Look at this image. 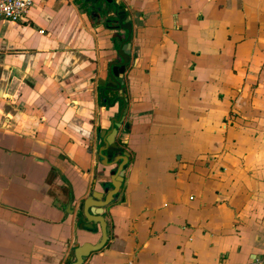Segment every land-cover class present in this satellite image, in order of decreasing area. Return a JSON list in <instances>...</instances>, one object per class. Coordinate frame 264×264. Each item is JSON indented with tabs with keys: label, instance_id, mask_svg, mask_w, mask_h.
Returning a JSON list of instances; mask_svg holds the SVG:
<instances>
[{
	"label": "crops",
	"instance_id": "1",
	"mask_svg": "<svg viewBox=\"0 0 264 264\" xmlns=\"http://www.w3.org/2000/svg\"><path fill=\"white\" fill-rule=\"evenodd\" d=\"M119 121L124 180L83 264H264V0H36L0 19V264L100 241L82 207L112 189L122 153H99Z\"/></svg>",
	"mask_w": 264,
	"mask_h": 264
},
{
	"label": "water",
	"instance_id": "2",
	"mask_svg": "<svg viewBox=\"0 0 264 264\" xmlns=\"http://www.w3.org/2000/svg\"><path fill=\"white\" fill-rule=\"evenodd\" d=\"M125 13V11H118L117 14L118 16H123V14ZM136 18V22L139 23L138 18L139 15L136 14L135 15ZM131 20V18L127 19V22H129ZM118 38H121V35H118ZM131 45L130 43H128L127 41H125L124 45H123V52L120 54L121 58L123 60V64L119 67V71L115 68L113 71V75H118L121 74L123 75L127 64H128V60H129V49H130ZM119 79L118 84L114 87L117 88H121L122 91V95L123 97L125 96V89H123V78H117ZM113 78L110 79L109 83V87L112 88V82H113ZM108 87V88H109ZM124 99V98H123ZM121 123L119 122H114V125L112 127V131L110 132H106V133H102V137H105L107 134V137H105V147L100 149V153H99V157H103V152L106 151L107 152V156H108V160H109V164L113 163V158H114V154L116 153H122V156L115 161V163H117L118 161H121L118 169H116L115 173L112 175L111 177V184H112V189L107 193L106 196H104V194H100V193H96L94 192L92 194V197L87 199L84 203V206L82 207L83 209V215L84 217L90 221V222H95L100 224L101 226V233H102V237L100 239V241L96 244V245H90V244H84L80 247H76V249H74L73 251H71L70 253V257L68 258V261H73L75 260L73 263L71 264H83L84 261L87 259V257L96 251L101 250L107 243L108 238H109V231L110 228L108 227L105 218L103 217L104 214V208L107 207L113 200V197L119 192L120 187L122 185V182L124 180V174H125V170L127 168V163H128V158L129 155L127 153H125L121 148L118 147V145L115 142V138L116 135L118 134V128H120ZM113 163V164H115ZM92 223H88L86 225H84V227H87L89 229H93L94 225H92Z\"/></svg>",
	"mask_w": 264,
	"mask_h": 264
},
{
	"label": "built area",
	"instance_id": "3",
	"mask_svg": "<svg viewBox=\"0 0 264 264\" xmlns=\"http://www.w3.org/2000/svg\"><path fill=\"white\" fill-rule=\"evenodd\" d=\"M36 0H0V19L13 23L26 20Z\"/></svg>",
	"mask_w": 264,
	"mask_h": 264
}]
</instances>
